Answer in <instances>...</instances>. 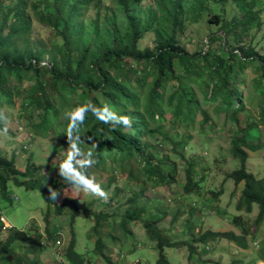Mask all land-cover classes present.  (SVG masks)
<instances>
[{
  "label": "trees",
  "instance_id": "obj_1",
  "mask_svg": "<svg viewBox=\"0 0 264 264\" xmlns=\"http://www.w3.org/2000/svg\"><path fill=\"white\" fill-rule=\"evenodd\" d=\"M115 1L118 10L111 17H106L103 23L100 19L91 20L87 25L88 11L96 9L100 13L102 0H0V115L3 109L14 106L22 98L24 112L30 119L37 116L40 120L34 128L36 134L42 137L46 132L53 136V129L58 126L49 123V116L89 101L97 107L107 104L117 115L132 117L133 123L131 128L119 125L113 130L110 124L101 123L91 112L87 114L81 126V148L87 150L91 146L88 137L98 143L95 150L98 163L89 174L101 175L99 181L108 192L119 184L118 175L122 173L123 179L140 188L146 186L145 190L153 194L158 193L159 188L169 193L168 190L177 186L189 201L193 194L201 195L206 174L200 172L202 164L193 162L187 155L192 136L185 137L181 129L184 124H196L199 113L204 116L202 126L210 124L211 118L203 108L211 106L215 118L225 113L235 123L230 154L240 161V168L228 174L227 180L234 182L240 194L237 211L249 215L255 206L258 207L255 227L260 228L264 221V179L258 180L247 170V161L250 158L248 151L255 152L262 145L254 136L253 128L264 126V102L259 103L258 120L245 116L247 98L245 100L244 90L238 88L247 85L244 72L253 64L258 73L252 80L255 86L252 90H255L251 92L255 93L249 99L253 102L259 97L264 101V53L257 49L260 40L255 41L252 37L253 32L261 30L264 25V0ZM33 15L42 25L53 30L54 36L48 47L26 43L33 33ZM203 20L217 26L218 32L223 34L209 33V49L190 53L181 43L180 36L191 22L201 24ZM148 33L155 35V45L141 49L139 43ZM217 40L220 44L212 48ZM176 60L182 64L183 74L176 73ZM135 62L141 63V67H136ZM201 78H204L200 86L203 104L194 89H189ZM25 80L34 82L27 90L22 88ZM239 113H243V119L239 118ZM67 124L64 118L60 126L65 127V132L61 130L60 135H66ZM167 124L172 128L170 134L161 130ZM4 127V119H0V130ZM63 142L67 144V137ZM165 149H168L167 154ZM182 172L185 180L180 179ZM10 183L44 194L48 204L44 234L49 240L61 238L59 226L51 227L53 217H60L67 211L72 226L80 213L94 216L97 254L107 264L125 263L121 259L122 252L114 258L104 232H113L115 241H118L119 234L114 233L123 230L134 237L132 224L138 222L143 224L155 244L158 252L156 264H171L165 253L166 247L189 245L193 258L199 250L197 245L206 243L211 237L235 240L241 247L254 236L250 229L244 228L240 216L234 218L233 225L243 229L241 236L234 232L212 231L196 236L194 222L189 225L191 242L172 239L167 233L172 227L165 223L168 213L150 207L157 205L158 199H154L155 195L148 198L143 190L140 194L125 195L126 201L133 205L124 207L118 204L119 209L111 205L107 210L96 211L95 203L103 207V200L84 207L73 197L57 203V200L49 199V186L59 192L60 198L61 190L67 185L58 175V166L46 168L29 164L25 171H21L16 167L15 159L6 158L0 150V199L10 200ZM222 194L210 193L213 199ZM112 200L109 197L108 203ZM146 207L150 211L157 210L162 218L145 219ZM174 208V220H177L183 207L176 205ZM191 211L186 219L188 223L192 222L196 212ZM3 227L0 220V234ZM8 232L7 238L0 236V263L39 264L37 253L43 250L42 242L19 251V242L28 241L27 234ZM41 237L39 235V239ZM74 245L75 237L72 236L61 253L67 264L95 263L92 257L78 254ZM206 249L210 250V247ZM14 250L17 252L13 253ZM129 251H134V246Z\"/></svg>",
  "mask_w": 264,
  "mask_h": 264
},
{
  "label": "rangeland",
  "instance_id": "obj_2",
  "mask_svg": "<svg viewBox=\"0 0 264 264\" xmlns=\"http://www.w3.org/2000/svg\"><path fill=\"white\" fill-rule=\"evenodd\" d=\"M101 9L100 13L96 9L88 11L87 25L91 20L100 19L101 23L105 22L106 17H111L112 14L118 10V6L115 0H102ZM98 15H100V17ZM33 19V33L29 36V40L26 43L33 46L39 44L48 47L50 39L54 36L53 30L42 25L35 15H33ZM218 31L217 26L208 24L205 20H203L201 24L191 22L188 29L185 30L184 35L180 36V40L190 53H195L202 49H209L210 42L209 44L207 42V40H209L208 34L216 33L215 35L218 36L223 33ZM253 34L254 36L252 37L255 41L260 40L257 49L261 53H264V25L261 30L254 31ZM219 44L220 41L217 40L212 44V48H217ZM154 45L155 35L153 33H148L139 43L141 49L146 47L153 48ZM128 63H133V61L128 60ZM135 65L136 67H141V63L135 62ZM175 69L178 75L183 74L184 69L182 64L177 60L175 61ZM257 73L258 70L254 65H250L244 72V77L247 78L248 82L247 85H245V87L239 86V88L237 86L239 91L244 90L245 100L247 98L245 103V116H249L253 120H258L260 112L259 103L264 102L259 99V97L253 102L249 99V96L255 93L251 92L255 90H252L255 88L252 80ZM256 77L258 78V76ZM203 80L204 78L198 79L196 85L189 87L190 90L194 89L198 98H200L201 104L204 103L203 93L200 87ZM33 84L34 82H32V80L31 82L30 80L29 82L25 80L22 84V88L27 90V88L31 87ZM22 100L21 98L14 106L6 107L2 110V116L6 117L4 124L7 125L10 131L7 132V134H3L2 130H0V150L2 155L8 159H15L16 167L21 171H25L29 164L46 168L58 166L60 161L67 155L66 149L68 145L63 142L66 140V135H60L61 130L65 132V127L60 126V124L63 122V113L67 111V108L59 111V113L54 116H49V123L58 126V129H53L55 130L54 135L48 136L45 132L41 137L36 134L34 129L35 125L40 121L39 118L37 116L32 119L29 118L22 108ZM203 109H207L211 118L210 124L202 126L204 116L199 113L196 124H184V127L181 129V134L185 135V137L188 138V135L192 136V140L188 145L187 155L192 157L193 162L195 161V163L202 164V170H200V172L206 174V182L202 185L200 196L193 194L189 197V201H187V198L183 196L184 192L178 190L180 188L177 186V188L174 187L168 190L169 193L159 188L157 191L158 193L153 194L151 191L148 192L145 190L146 186L140 188L137 184L129 183L123 179V174L121 173L118 175L117 179L119 184L109 190L110 199L113 200L109 203L104 202L105 204L103 207H101V204L95 203L94 210H107L111 205L112 208L119 209L120 206H118V204H122L124 207H132L133 204H129V202L126 201V197L140 194L143 190L148 198H152L155 195L154 199H158L157 201L159 203L157 205H151L150 207L165 210L166 213H168L169 216L165 223L166 226L172 227V229H170L171 231L167 232L171 238L177 241L190 240L189 242H191L192 239V232L190 231L189 225H192L194 222L196 236L208 231L221 233L234 232L241 236L244 234V231L241 227L238 228L233 225V220L236 217L242 216L244 228L250 229V231L254 233V236L248 238V244H246V246L240 247L235 240L211 237L206 243L197 245V247H199V253L197 252V254L193 255V258L190 257L192 254V252L190 253L191 248L186 244L178 247H166L165 253L167 258L171 264H264V221L260 228L257 229L255 227L258 207L255 206V210L249 215L237 211L236 202L240 194L239 191L235 189L234 182L232 180H227L228 174L240 168V161L233 158L230 154L231 139L235 136V123L225 113H221L215 118V111L211 106H205ZM239 118L243 119V113H239ZM251 119L250 122L253 121ZM161 130L166 134L172 132V128L168 124L164 125ZM253 132L254 136L258 137L259 141L261 140L262 145L261 148L255 152L248 151L250 158L247 161V170L253 173L258 180H261L264 179V126L259 125L253 128ZM164 152L167 154L168 149H165ZM94 174L96 175V180H98L97 182L101 183L99 181L101 175ZM180 179L185 180L184 172L181 173ZM106 183L107 179L104 180V184ZM211 192L223 194L217 199H213L210 195ZM60 193V198L57 199V203H60L64 198L73 197L81 202V206L86 207L94 201L100 200L91 195L84 194L83 192L77 194L70 190L69 185L64 186V189H62ZM8 195L10 200L0 199V212L4 220H6L4 223L8 228L6 230V228L3 227L0 236L1 238H7L9 235L8 230H12L13 233L25 232L28 241L21 243V240V242H19V251L28 247V245L42 242L43 250L41 253H37L39 264H67L66 259L61 253H63L70 239L74 236V250L78 254L84 255L86 258L92 257L95 261L93 264H107L106 260H104L101 255L99 256L97 254V239L93 236V228L96 224L94 216L80 213L78 217L75 218V222L72 226L69 224L70 213L67 211L60 217H53L51 227L59 226L61 231V238H58L60 243H58V240L54 241L47 239L44 234V218L48 210V204L43 193L20 188L10 183ZM194 204L196 205L195 207ZM176 205H182L183 210H180L178 219L174 220V216L176 215L174 207ZM146 208H148V211L143 216L145 219L162 218V215L156 212L157 210L150 211L149 207ZM191 210H195L196 212L194 213L192 222L188 223L186 219L189 217V211ZM120 211H122V209H120ZM149 212H152V214ZM132 229L135 234L134 237L128 235L126 230L114 233L116 235L119 234L118 241H115L113 232H104L105 241L114 251V258L118 257L122 252L121 259H123L125 264H156L158 252L154 242H152L146 234L143 224L141 222L136 224L133 223ZM39 235H42L41 239H39ZM129 237L131 239L127 241ZM132 246H134V251H129ZM207 246L210 247V250L206 249ZM106 251H108V248H106ZM16 252V250L13 251V253ZM29 256L31 257L32 255ZM11 259H13V257H11Z\"/></svg>",
  "mask_w": 264,
  "mask_h": 264
},
{
  "label": "clouds",
  "instance_id": "obj_3",
  "mask_svg": "<svg viewBox=\"0 0 264 264\" xmlns=\"http://www.w3.org/2000/svg\"><path fill=\"white\" fill-rule=\"evenodd\" d=\"M89 112L101 123L110 124L113 130L119 125L131 128L133 123L132 117L117 115L107 104L103 107H97L89 101L86 104L78 105L65 111L63 117L68 121L65 133L68 147L66 149V158L58 164V175L65 184L70 186L71 191L77 194L83 192L107 203L110 193L102 187L101 183L97 182L95 175L89 174V170L98 163L95 158V150L98 149V143L95 142L93 137H88V140L92 141L91 146L87 150L81 148V143L83 142L81 139V126L84 124ZM0 119L6 121V117L2 115H0ZM2 132L7 134L8 128L6 124ZM58 196L59 192L49 186V199L57 200ZM2 223L5 228V223Z\"/></svg>",
  "mask_w": 264,
  "mask_h": 264
},
{
  "label": "built area",
  "instance_id": "obj_4",
  "mask_svg": "<svg viewBox=\"0 0 264 264\" xmlns=\"http://www.w3.org/2000/svg\"><path fill=\"white\" fill-rule=\"evenodd\" d=\"M0 220H1L2 222H6V221L4 220V218H3V216H1V215H0ZM5 228L7 229L6 226H5Z\"/></svg>",
  "mask_w": 264,
  "mask_h": 264
},
{
  "label": "water",
  "instance_id": "obj_5",
  "mask_svg": "<svg viewBox=\"0 0 264 264\" xmlns=\"http://www.w3.org/2000/svg\"><path fill=\"white\" fill-rule=\"evenodd\" d=\"M223 34V33H222ZM208 41V40H207Z\"/></svg>",
  "mask_w": 264,
  "mask_h": 264
}]
</instances>
